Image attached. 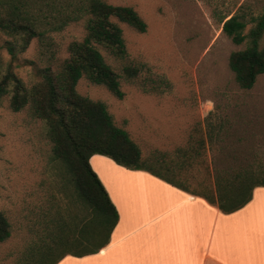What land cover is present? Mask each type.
Segmentation results:
<instances>
[{"label": "rangeland", "instance_id": "obj_1", "mask_svg": "<svg viewBox=\"0 0 264 264\" xmlns=\"http://www.w3.org/2000/svg\"><path fill=\"white\" fill-rule=\"evenodd\" d=\"M105 1L131 6L146 22L144 32L119 23L126 62L142 69L133 81L120 78L121 99L84 77L76 90L106 104L114 123L139 146L146 165L173 172L194 193L210 194L216 170L231 173L264 162V73L251 89L237 85L228 57L248 42L234 44L221 23L241 14L247 33L263 13L264 0ZM83 36L82 21L69 23L33 38L12 60L5 47L11 38L0 32V78L11 65L25 84L35 83L38 67L55 66L68 56L69 43ZM259 43L264 45V33ZM101 52L121 73L123 62ZM46 131L28 107L14 111L10 95L0 97V211L11 226L10 236L0 242V264H30L37 256L31 249L49 242L58 218L71 225L85 221L68 169L52 159Z\"/></svg>", "mask_w": 264, "mask_h": 264}, {"label": "trees", "instance_id": "obj_2", "mask_svg": "<svg viewBox=\"0 0 264 264\" xmlns=\"http://www.w3.org/2000/svg\"><path fill=\"white\" fill-rule=\"evenodd\" d=\"M0 8V32L11 38L5 47L12 60L33 38H41L47 31H57L79 21L84 28L83 38L69 43L66 58L55 66L48 64L37 68L35 83L25 84L12 71L11 65L0 78V97L10 95L12 110L28 107L32 116L46 124L52 159L66 166L86 210L85 221L81 224L71 225L58 218L57 231L49 242L31 249L37 256L30 264H56L66 255L80 257L96 253L108 243L118 213L90 167L88 160L92 154L108 156L130 169L146 170L184 191L203 197L225 213L241 208L251 199L255 187L264 186V162L259 161L231 173L216 170L213 175L215 188L210 194L190 191L175 179L173 172L164 174L157 166L146 165L139 146L127 130L114 123L104 102L93 101L77 92L76 85L84 77L121 99L124 93L120 78L133 81L138 77L142 65L126 62L127 51L119 23L138 32H144L147 24L131 6L114 5L105 0H2ZM35 8L39 12H35ZM253 20L247 33L241 14L221 20L222 32L234 44L248 42L245 48L231 52L228 57V67L241 89H251L257 77L264 73V45L259 43L264 33V11ZM102 49L123 62L121 73L105 60ZM205 142L201 139L199 147L204 149ZM189 150H193V146ZM10 234V222L0 211V242Z\"/></svg>", "mask_w": 264, "mask_h": 264}, {"label": "crops", "instance_id": "obj_3", "mask_svg": "<svg viewBox=\"0 0 264 264\" xmlns=\"http://www.w3.org/2000/svg\"><path fill=\"white\" fill-rule=\"evenodd\" d=\"M88 162L118 220L100 251L56 264H264V186L225 213L146 170L98 153Z\"/></svg>", "mask_w": 264, "mask_h": 264}]
</instances>
